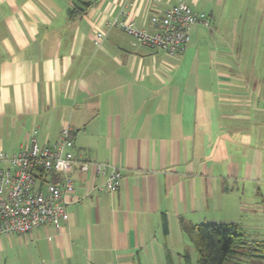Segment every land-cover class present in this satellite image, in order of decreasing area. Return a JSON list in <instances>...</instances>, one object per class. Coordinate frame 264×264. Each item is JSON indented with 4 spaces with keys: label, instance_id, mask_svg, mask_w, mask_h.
<instances>
[{
    "label": "crops",
    "instance_id": "crops-1",
    "mask_svg": "<svg viewBox=\"0 0 264 264\" xmlns=\"http://www.w3.org/2000/svg\"><path fill=\"white\" fill-rule=\"evenodd\" d=\"M179 2L207 15L209 37H242L205 45L196 25L184 53L168 57L109 25L152 34L150 15ZM249 34L264 35V0H0V154H16L34 131L46 145L69 129L78 161L122 174L109 193L75 164L80 201L68 221L1 237L0 255L173 264L194 249L183 224L243 218L264 240V42Z\"/></svg>",
    "mask_w": 264,
    "mask_h": 264
},
{
    "label": "built area",
    "instance_id": "built-area-1",
    "mask_svg": "<svg viewBox=\"0 0 264 264\" xmlns=\"http://www.w3.org/2000/svg\"><path fill=\"white\" fill-rule=\"evenodd\" d=\"M155 32L138 30L126 20L114 19L110 27H120L123 32L142 45L162 50L174 57L184 53L190 42L193 26L208 28L207 15L193 11L186 3L179 2L149 17ZM100 30L95 32L94 45L104 38ZM34 131L28 144L11 157L0 154V161L7 164L0 169V238L11 235H27L41 227L59 228L69 219L67 206L79 203L73 195V181L69 177L75 164L82 173H93L102 179L95 188L115 193L122 174L110 163L78 161L73 153V134L63 129L59 138L50 144L39 145Z\"/></svg>",
    "mask_w": 264,
    "mask_h": 264
},
{
    "label": "trees",
    "instance_id": "trees-1",
    "mask_svg": "<svg viewBox=\"0 0 264 264\" xmlns=\"http://www.w3.org/2000/svg\"><path fill=\"white\" fill-rule=\"evenodd\" d=\"M182 229L196 264H264V240L247 237L235 223L183 224ZM185 264H191L188 256Z\"/></svg>",
    "mask_w": 264,
    "mask_h": 264
},
{
    "label": "rangeland",
    "instance_id": "rangeland-1",
    "mask_svg": "<svg viewBox=\"0 0 264 264\" xmlns=\"http://www.w3.org/2000/svg\"><path fill=\"white\" fill-rule=\"evenodd\" d=\"M200 30L204 37L202 42L205 45H210L215 42L217 43L216 47H222L223 42L225 43V41H229V42L237 41L238 42L240 38L242 37V34L230 33L228 35L227 34H216V36L212 34V38H211L209 37V34H208L209 33L208 28H205L202 26ZM246 36H247V41L249 44H254L256 42H264V35L262 34H249ZM257 39L259 40L257 41ZM174 57H177V56H174ZM250 222L251 224H249V222L246 223V219L243 218V220L241 221V225L239 227L246 234L247 237L253 238V237H250L253 235H251V232H249L250 230H248L247 228L254 229L256 228V224L252 221ZM24 252L25 251L23 249L21 250L15 247H13L12 250H6L5 254L0 255V264H30V257H27ZM188 253L186 255L188 256L190 263L196 264L197 255H196L195 250L193 249ZM186 255L182 259H173V264H181V263L185 264V258L187 257Z\"/></svg>",
    "mask_w": 264,
    "mask_h": 264
}]
</instances>
